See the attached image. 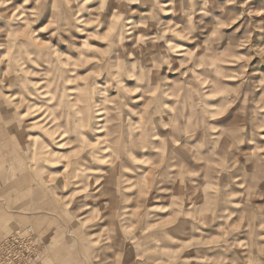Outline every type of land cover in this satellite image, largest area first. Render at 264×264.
<instances>
[{"label":"crops","instance_id":"0c3cea01","mask_svg":"<svg viewBox=\"0 0 264 264\" xmlns=\"http://www.w3.org/2000/svg\"><path fill=\"white\" fill-rule=\"evenodd\" d=\"M244 1L250 8L255 7L258 2V0ZM50 3L52 9L56 7V0H37L35 9L26 10L34 14L37 24H44L45 27L55 16L47 8ZM263 9L261 6L259 11ZM106 32L108 29L104 33ZM195 32L187 36L192 38L191 44L179 39L182 49L177 54L165 52L164 55H157L152 52V59L179 61L176 64L186 61V67H181L180 75L171 73V78L167 79L169 68L165 66L160 68L159 65L155 67L153 64L152 71L148 70L152 72V76L161 70L166 78L165 81L167 80L163 86L152 83V90L149 89L152 92V103L161 99L158 92H161L162 96L166 95V91L184 93L174 96V100L168 96L164 100V105L158 102L152 104V149L148 150L152 155V174L160 166L158 172H155V177L152 178V213H149V218L152 219V224L149 225L152 227V247L150 245L151 248L148 250L140 249L142 243L140 237L148 227L141 223L146 214H139L134 208L124 206L128 203L133 207L140 204V194L132 189V193L126 195L118 186L116 194H111L113 196L111 198L108 197L110 190L107 188L109 185L105 178L114 164L111 166L103 162L108 163L114 155V151L109 146L106 147L104 143L100 149L94 150L86 147L82 149L81 157L76 156L68 164L54 162L50 173L56 176L52 184H46L44 181L46 157L53 154L61 156L64 153L57 151L49 153L45 146L46 138L42 134L36 137L26 135L14 138L13 133L10 134L1 127L0 240L10 233L31 229L43 244L45 260L48 264H264V153L259 155L262 165H256L254 168L252 164L250 167L252 171L249 174L246 175V171L238 176L237 172L244 171L243 167L240 169L230 167V155L234 151L232 147L237 143L234 136L237 134L220 131H210L205 134L202 133L204 131H197L198 127L205 123L219 125L235 120L234 116H229L228 121L225 116L214 118L209 114L211 111L218 112L222 102L232 107L240 105L244 100L242 97L246 99L247 96L237 98L236 93L252 92L254 88L251 84L230 82H224L219 86L215 82V73L211 68L200 69L199 64L204 60V54L199 51V46L204 44L208 36ZM84 41L80 38L74 39V47L79 43L85 48L91 47ZM109 41L107 38L106 42ZM52 42L59 45V49L64 50L63 53L72 54L73 57L76 54L74 59L81 60V57H84L79 47L71 49L58 44L59 37L42 43ZM108 48V44L101 45L102 51ZM221 53L219 51L216 60H220ZM86 57L90 59L88 55ZM95 59L97 61L94 63L101 67L94 68L96 64L90 63L92 67L90 69L103 71L100 73L102 78L96 80V82L102 81L98 85L100 88L96 87L101 93L109 92L108 88L113 85L108 82L110 80L108 75L113 77L116 75L120 78L126 74L135 77L136 74L142 75L147 71L137 65L135 67V62H130L125 67V62L121 61L119 55L108 60L102 57L100 51V58L95 57ZM84 64L87 66L88 62ZM251 65L246 71L248 76L253 77L255 71H252ZM222 71L229 76V69ZM234 72L237 70L234 69ZM184 77H187L186 81ZM170 80L172 84H167ZM123 81L130 83L127 79ZM132 81L131 83H135L136 80ZM116 82L119 83L117 80ZM83 89L94 91L93 87L88 85ZM221 90H228L233 95L222 99L217 94ZM36 92L42 99H46L49 95L44 86H39ZM92 100V97L90 101L86 99L83 106L77 107V111L65 118L62 122L66 127L65 133L58 132L62 128L61 124L58 123L53 127L57 142L66 136L74 139L76 135L82 136L78 127L76 128L77 123L89 130L88 124L90 118L92 119L93 111L91 117L85 114L77 119L76 115L82 113L81 108L92 109L94 107ZM101 100L105 99L101 98ZM25 102L29 103L23 100L24 104ZM75 102L76 99L70 101V104ZM206 102L212 109L207 112L204 109ZM183 103L188 107L183 106ZM34 107L33 105L31 108ZM99 114L100 118H97V122L100 123L101 130L97 134H100L101 138H99L103 140L109 136V133H114V127L112 125L109 127V120L103 117L102 113ZM42 118L44 119V116ZM42 118L38 121H43ZM100 119L102 121H99ZM186 129L189 130L186 132ZM89 137L85 134L86 139ZM37 138L38 141L42 140L36 145L37 147L34 145L22 147L19 144L22 140L36 141ZM173 142L175 145L171 147ZM252 149L247 152H252ZM143 153L127 150L126 156H141ZM253 156H248L250 162ZM93 159L96 163H93ZM98 161H101V165H97ZM209 165H215L218 169H208ZM117 166L118 170L124 168L121 164ZM168 172L174 174L175 182L169 181L168 178L162 179ZM78 173L83 174V179H78ZM159 178L161 181L158 180ZM61 187L68 190L64 192ZM89 188L90 191L87 192ZM202 189L207 190L205 195H201ZM191 190L197 194L190 196L188 193ZM74 194L78 195L74 200L68 199ZM100 196L102 199L94 208L93 201ZM126 198L128 201H125ZM81 201L86 205L83 212L79 207L83 204L80 203ZM254 203L261 211H253ZM110 206L111 209L115 207L116 210L108 211ZM254 234H258L260 238L256 243L252 241Z\"/></svg>","mask_w":264,"mask_h":264},{"label":"rangeland","instance_id":"374dc122","mask_svg":"<svg viewBox=\"0 0 264 264\" xmlns=\"http://www.w3.org/2000/svg\"><path fill=\"white\" fill-rule=\"evenodd\" d=\"M36 1L0 0V127L10 134L13 133L14 138L26 135L36 137L42 134L46 138L45 146L49 153L56 151L64 153L61 156L53 154L46 157L44 162L46 184H52L56 176L50 173L54 162L68 164L76 156L81 157L82 149L86 147L93 150L100 149L105 143L106 147L109 146L114 151L110 161L103 162L111 166L114 164L105 178L108 180L107 188L110 190L108 197L111 198L113 197L111 194H116L118 186L126 195L131 194L132 189L140 194V204L133 207L128 203L124 206L134 208L139 214H146L141 223L148 227L140 237L142 241L140 249L148 250L152 247V227L149 226L152 224V219L149 218V213H152V178L160 167L158 166L152 174V155L148 151L152 149V104L158 102L164 105V100L168 96L174 100V96L184 93L166 91V95L162 96L161 92H158L161 99L152 103L150 91L152 83L163 86L167 80L165 81L166 78L161 70L153 76L148 70L152 71L153 64L155 67L159 65L160 68L164 66L169 68L167 79L171 78V73L180 75L181 67H186V61L176 64L179 61L152 59V52L157 55H164L165 52L177 54L182 49L179 39L191 44L192 38L187 36L193 35L195 31V34L198 31L208 36L204 44L199 46V51L204 54V60L199 64L200 69L211 68L215 73V82L219 86L224 82H230L251 84L254 88L252 92L236 93L237 98L247 96L246 99L242 97L244 100L240 105L232 107L222 102L218 112L211 111L209 114L214 118L225 116L227 120L229 116H234L235 120H228L230 123L219 125L205 123L199 126L197 131H204L202 133L205 134L210 131L237 134L234 136L237 143L232 147L234 151L230 155V167L236 169L243 167L244 171L237 172L238 176L246 171V175L249 174L252 171L250 168L252 164L254 168L256 165H262L259 155L264 153V137H262L264 135V9L263 11L259 9L261 6L264 8V0H258L254 9L246 6L244 0H56L55 8L52 9L51 3L47 6L55 16L45 27L44 24H37L34 14L26 10L35 9ZM107 29L109 33H104ZM103 33L105 36L102 35ZM58 37V44L71 49L79 47L81 55L85 58L74 59L76 54L73 57L72 54L63 53L64 50H60L59 45L53 42L42 43ZM77 38L85 40L84 42L89 43L91 47L85 48L81 43L74 47L73 41ZM107 38L110 40L108 43ZM103 43L108 44V50H101ZM100 51L102 57L108 60L119 55L121 61L125 62V67L130 62H135V67L137 65L147 71L142 75L136 74L135 77L126 74L120 78L116 75L114 77L108 75L110 79L108 82L113 85L108 88L109 92L101 93L98 91L100 88L98 85L102 81H97L96 84V80L102 78L100 73L103 71L90 69L92 68L90 63L97 61L95 57L100 58ZM219 51L222 52L220 60H216ZM87 55L90 59H87ZM85 62H88L87 66ZM94 64H96L94 68L101 67L97 63ZM249 65L252 71H255L253 77L247 75L246 70ZM224 69H229V76L222 71ZM234 69L237 72H234ZM124 79L129 80L130 83L123 81ZM133 79L136 80L135 83H131ZM184 79L186 81L187 77ZM167 84H172V80ZM85 85L92 86L94 91L84 90ZM39 86H44L48 91L49 95L46 99H42L36 92ZM26 91L29 93L26 94ZM217 94L222 99L233 95L228 90H221ZM91 97L94 107L81 108L82 113L76 115L77 119L85 114L91 117L93 111L92 119L90 118L88 124L89 130L77 123L76 128L78 127L82 136L76 135V139L66 136L57 142L53 127L59 123L62 128L58 132L65 133L66 127L62 122L83 106L86 99L90 101ZM101 98L105 100L102 101ZM70 99H76V102L70 104L72 101ZM23 100L29 103L24 104ZM204 104L205 112L212 110L207 106V102ZM33 105L35 107L31 108ZM183 106L187 105L183 103ZM96 113H102L103 117L109 120V127L111 125L114 127V133H109V136L103 140L100 139L101 135L97 134L101 129L100 123L97 122L100 116H95ZM38 118H42L43 121H38ZM54 120L55 123L52 124ZM44 122L47 123L43 125ZM188 130L186 129V132ZM85 134L90 136L88 140ZM96 138L99 139L95 140ZM40 142L42 140L38 141L37 138L36 141L22 140L19 144L22 147L26 145L37 147ZM15 145L18 149L16 142ZM173 145L174 142L171 147ZM176 145L179 146L178 143ZM251 148H253L252 152H247ZM127 150L144 153L141 156H126ZM122 153L124 155H121ZM248 154L254 155L252 162ZM93 163H96L95 159ZM119 164L124 165V168L118 170ZM97 165H101V161H98ZM208 169L218 168L209 165ZM82 175L78 173V179H83ZM161 178L158 180L161 181ZM165 178L175 182L174 174L168 172L162 179ZM61 189L64 192L68 190L63 187ZM89 191L90 188L87 192ZM206 192V189H202L201 195H205ZM188 194L195 196L197 192L191 190ZM77 196L74 194L68 199L74 200ZM101 199L100 196L93 201L94 208ZM125 201L128 199L126 198ZM80 203H83L79 205L80 211L83 212L86 205L84 201ZM63 209L67 210L64 207ZM111 210L116 208L111 209L110 206L108 211ZM259 210L261 211L254 203L253 211ZM12 237L24 238L25 245L10 250L4 249V242ZM259 239L258 234L252 237L254 243ZM44 252L43 244L37 234L29 228L5 235L0 240V264H48Z\"/></svg>","mask_w":264,"mask_h":264},{"label":"built area","instance_id":"2783aa9c","mask_svg":"<svg viewBox=\"0 0 264 264\" xmlns=\"http://www.w3.org/2000/svg\"><path fill=\"white\" fill-rule=\"evenodd\" d=\"M30 244L31 242L29 243V246H28V249L26 250L27 253L29 252V249H30ZM25 245V239L24 238H20V237H12L10 239H7L4 244H3V248L4 249H12V248H20L21 246ZM14 261V260H12Z\"/></svg>","mask_w":264,"mask_h":264},{"label":"bare ground","instance_id":"6f19581e","mask_svg":"<svg viewBox=\"0 0 264 264\" xmlns=\"http://www.w3.org/2000/svg\"><path fill=\"white\" fill-rule=\"evenodd\" d=\"M46 95V94H45ZM13 96V95H12ZM97 116H99V113L96 114ZM39 119V118H38ZM34 120V119H33ZM28 122H31V121H28Z\"/></svg>","mask_w":264,"mask_h":264}]
</instances>
